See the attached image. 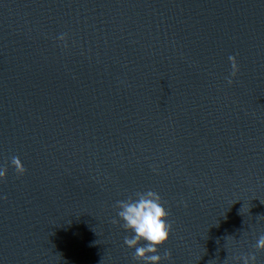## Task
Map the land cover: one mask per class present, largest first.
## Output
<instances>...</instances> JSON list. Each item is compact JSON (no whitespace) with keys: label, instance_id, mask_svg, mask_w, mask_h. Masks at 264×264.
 I'll list each match as a JSON object with an SVG mask.
<instances>
[{"label":"water","instance_id":"water-1","mask_svg":"<svg viewBox=\"0 0 264 264\" xmlns=\"http://www.w3.org/2000/svg\"><path fill=\"white\" fill-rule=\"evenodd\" d=\"M0 165V264H133L115 204L147 190L162 264H235L264 233V0H0Z\"/></svg>","mask_w":264,"mask_h":264},{"label":"clouds","instance_id":"clouds-1","mask_svg":"<svg viewBox=\"0 0 264 264\" xmlns=\"http://www.w3.org/2000/svg\"><path fill=\"white\" fill-rule=\"evenodd\" d=\"M57 39L65 41V35L61 34ZM231 65V76H235L238 68L236 58L228 57ZM228 84H232V79H228ZM11 166L17 175H24L26 169L19 157L11 159ZM156 171L155 168L152 169ZM7 167L0 165V181L7 176ZM116 217L112 223L118 224L126 233L123 244L128 249H133V264H162L164 260H170L171 253L165 251L160 255V248L167 243L171 232L172 224L169 220V209L165 206L158 192L147 190L136 192L134 196H129L125 200H119L115 204ZM255 251L241 254L235 257V264H257V251H264V233L256 237L253 245Z\"/></svg>","mask_w":264,"mask_h":264}]
</instances>
